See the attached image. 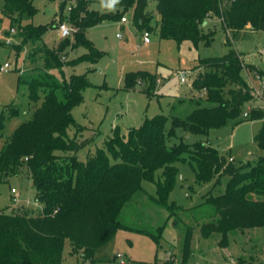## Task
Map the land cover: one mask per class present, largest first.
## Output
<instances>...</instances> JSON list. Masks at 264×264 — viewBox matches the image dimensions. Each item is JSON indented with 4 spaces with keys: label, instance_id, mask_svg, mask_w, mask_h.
<instances>
[{
    "label": "trees",
    "instance_id": "1",
    "mask_svg": "<svg viewBox=\"0 0 264 264\" xmlns=\"http://www.w3.org/2000/svg\"><path fill=\"white\" fill-rule=\"evenodd\" d=\"M92 1L64 0L60 4L62 14L68 2L74 3L68 15L75 30L73 42L70 44L68 37L54 49L41 48L46 72L28 85L33 101L38 97V89L43 90L42 104L0 149V183L26 174L33 182L36 200L43 206L37 214L31 209L0 211V264H62L66 240L71 243L72 255H81L84 262H94L95 249L107 243L117 230L126 228L118 216L134 194L142 190L143 182L155 185L153 202L167 209L177 207L174 202L169 203V197L179 173L176 163L186 161L185 156L198 182H209L223 175L229 177L223 194L205 196L203 203L214 207L218 220L203 225L204 237L221 233L220 245L226 247L229 231L264 227V157L256 165H236L203 142L168 145L178 129L206 136L229 120L244 117L246 105L253 100L245 68L263 77L264 72L244 63L242 53L235 49L223 57L200 61L198 68L205 72L194 85L199 92L205 90L204 100L211 102V106H202L204 100L199 98L194 100L197 108L185 118L160 114L146 119L126 135L117 129L85 161L78 157L85 142L79 144L71 139L68 131L78 126L72 110L83 101V91L91 83L87 73L65 76L62 54L69 46L82 47L88 53L68 65L96 63L104 53L86 38L89 28L103 22H119L130 11L134 26L149 30L153 17L147 10L149 0H117L115 4L108 0L107 4L117 10L102 12L89 9ZM156 1V14L160 17L157 30L162 39L210 44L213 32L205 34L201 26L213 16L233 32L247 27L264 31V0H229L225 9L223 0ZM3 10L19 26L21 38L43 42L46 26L22 24L36 13L33 0H4ZM52 70H59L62 79L51 74ZM138 80L149 84L146 93L151 95L157 83L156 75L147 72L128 75L126 86L132 88ZM11 111L12 116L19 113L16 108ZM249 118L264 119V111L253 110L245 119ZM5 122L2 114L0 137ZM254 141L264 150V125ZM149 235L159 244V236ZM189 244L190 234L186 238L185 260Z\"/></svg>",
    "mask_w": 264,
    "mask_h": 264
},
{
    "label": "rangeland",
    "instance_id": "2",
    "mask_svg": "<svg viewBox=\"0 0 264 264\" xmlns=\"http://www.w3.org/2000/svg\"><path fill=\"white\" fill-rule=\"evenodd\" d=\"M63 1L33 0L36 13L22 24L47 27L43 42L34 43L21 38L19 26L4 13V0H0V65L9 62L13 66L9 72H0V116L6 117L0 149L11 139L17 127L31 119L42 104L43 90L38 89V97L33 101L28 85L46 72L41 48L54 49L63 40L58 31L61 23L72 29L69 39L70 44L73 42L74 28L68 15L74 3L68 2L61 14L59 7ZM107 1L93 0L88 7L101 12L116 11L117 8L109 6ZM228 3L229 0H223L222 8L225 9ZM156 4V0H149L147 10L153 13L149 30H138L131 22L130 11L125 14L127 24L103 22L89 28L86 38L104 53L96 63L68 65L88 53L82 47L74 49L69 46L62 54L64 75L87 73L91 83L83 91V101L72 110L78 126L68 131L71 139L79 144L85 142L78 152L83 161L102 147L117 129L126 135L130 129L139 128L146 119L160 114L187 117L197 108L194 100L205 99V93L200 96L201 92L194 85L205 72L198 68L203 59L220 58L235 49L242 53L244 63L255 64L264 72V54H260L264 50V31L245 28L233 32L224 28L220 18L213 16L201 26L203 33L213 32L210 44L162 39L157 30ZM144 32L150 34L149 43L143 42ZM141 72L156 75L157 83L151 95L146 93L149 84L144 80H138L132 88L126 86L128 75ZM180 72L187 74L186 83H181ZM50 73L60 80L63 77L59 70ZM254 85L257 86L258 82L254 81ZM201 105L212 104L204 100ZM12 108L18 109L19 113L12 116ZM253 110L254 107L250 113ZM263 125L264 119L252 120L241 116L211 130L206 136L178 129L176 136L168 140V145L181 141L190 145L203 142L233 159L236 165H256L264 157V150L258 148L254 136ZM185 157L186 161L176 163L179 173L169 197V203L174 202L177 207L167 209L153 202L151 196L156 195V187L151 182H143L142 190L134 194L118 216L126 228L117 230L107 243L95 249L94 262H84L81 255H72L71 243L66 240L62 264H163L165 261L173 264H264V227L229 231L226 247L220 245L221 233H213L209 237L202 235L204 224L218 220L214 207L203 203L205 196L209 193L214 196L223 194L229 177L223 175L209 182H198L188 157ZM159 175L157 172L156 176ZM42 208L36 200L33 182L26 174L0 183V211L31 209L37 214ZM149 234L159 236V244ZM188 234L190 244L185 260Z\"/></svg>",
    "mask_w": 264,
    "mask_h": 264
},
{
    "label": "built area",
    "instance_id": "3",
    "mask_svg": "<svg viewBox=\"0 0 264 264\" xmlns=\"http://www.w3.org/2000/svg\"><path fill=\"white\" fill-rule=\"evenodd\" d=\"M120 23L127 24L128 23L127 17L126 16L122 17V19L120 20ZM12 31H14V29H12ZM58 31H59V36L62 39L68 38L72 35V29L66 23L59 24ZM117 37H121V36L117 34ZM150 41H151L150 34L148 32H144L143 42L149 43ZM260 54H264V50L260 51ZM11 70H13V66L9 62H5L4 64L0 65V72H9ZM245 72H246L248 84L250 87L251 96L253 98L252 103L246 107V110L244 112V117L248 118L250 114V110L253 107L255 110L264 111V77L259 74L250 73L246 68H245ZM179 78H180L181 83L187 82L186 73L180 72ZM254 81L258 82L257 86L254 85ZM204 93H205V90L200 93V96H203ZM253 102L257 104L254 105Z\"/></svg>",
    "mask_w": 264,
    "mask_h": 264
},
{
    "label": "crops",
    "instance_id": "4",
    "mask_svg": "<svg viewBox=\"0 0 264 264\" xmlns=\"http://www.w3.org/2000/svg\"><path fill=\"white\" fill-rule=\"evenodd\" d=\"M157 17H158V19H160V17H159V16H157ZM117 23H118V24H120V25H124V24H121V23H120V21H119V22H117ZM247 28H250V27H247ZM240 53H241V52H240ZM244 59H245V60H247L245 56H244ZM248 61H249V60H248ZM253 64H254V63H253ZM254 65H255V64H254ZM255 66L257 67V65H255ZM257 68H258V67H257ZM228 159H229V160H232V161H234V160H233V159H231L230 157H229ZM15 206H16V205H15ZM15 206H13V207H15Z\"/></svg>",
    "mask_w": 264,
    "mask_h": 264
},
{
    "label": "clouds",
    "instance_id": "5",
    "mask_svg": "<svg viewBox=\"0 0 264 264\" xmlns=\"http://www.w3.org/2000/svg\"><path fill=\"white\" fill-rule=\"evenodd\" d=\"M117 2V0H112V3L115 4Z\"/></svg>",
    "mask_w": 264,
    "mask_h": 264
}]
</instances>
